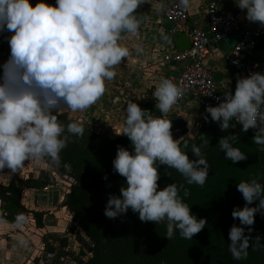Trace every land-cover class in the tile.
Returning <instances> with one entry per match:
<instances>
[{
  "label": "clouds",
  "instance_id": "9594fccd",
  "mask_svg": "<svg viewBox=\"0 0 264 264\" xmlns=\"http://www.w3.org/2000/svg\"><path fill=\"white\" fill-rule=\"evenodd\" d=\"M145 2L55 0L53 6L45 0H36L34 5L29 0H0V33H10L5 37L9 55L0 64V170L15 172L25 161L45 157L58 163L67 141L62 133L66 130L83 135L82 123L73 120L65 128L54 113L62 105L73 112L86 110L103 95L105 81L116 76L115 66L131 55L120 40L122 34L138 32L141 21L135 10ZM234 2L246 10L247 20L264 26V0ZM178 3L187 8L190 0ZM161 7L157 5L158 9ZM135 51L141 53L142 46L137 44ZM132 63H136L135 58ZM183 94L184 89L172 79L161 77L152 93L160 116L141 109L131 100L126 103L117 134L131 141L132 151L122 146L116 149L112 167L125 180L119 196L109 194L104 208L108 218H116L130 208L142 222L165 221L167 239L177 230L182 238L192 239L206 223L204 218L197 219L190 213L175 183L158 190V164L176 169L188 184L202 186L208 177L209 167L200 147L191 144L195 159H189L173 139L171 120L165 118ZM205 111L222 131L236 123L241 131L255 129L253 143L264 145V72L238 77L234 92L224 93L218 105H206ZM187 126H192L190 118ZM236 139L235 134H228L218 141L225 159L232 163L247 158L234 146ZM236 188L245 204L234 206L231 216L238 218L240 225L251 226L255 213L264 216V185L252 178L238 182ZM187 194L185 190L184 195ZM253 201L258 204L249 206ZM26 223L23 213L16 214L15 228ZM228 239L231 256L236 260L246 258L250 237L244 234V228L232 225ZM259 239L258 236L257 243ZM27 243L23 236L19 237V245Z\"/></svg>",
  "mask_w": 264,
  "mask_h": 264
},
{
  "label": "trees",
  "instance_id": "16d2710c",
  "mask_svg": "<svg viewBox=\"0 0 264 264\" xmlns=\"http://www.w3.org/2000/svg\"><path fill=\"white\" fill-rule=\"evenodd\" d=\"M259 55L258 59L264 60V47ZM154 105L144 103L139 107L160 116ZM56 118L65 128L70 121H79L66 113H60ZM79 122L84 128L83 135L77 136L65 130L62 135L67 136V141L59 153V162L47 157L41 160L50 169L40 170L39 177L29 180V185L42 187L56 184L57 178L63 175L72 178L61 205L71 214L68 232L80 228L92 245V254L83 264H264V216L255 213L251 226L240 225L239 219L231 216L234 206L243 207L245 204L236 188L238 182L256 178L264 185V145L253 143L255 129L241 131L230 127L222 131L218 122L207 118L193 138L185 136L178 142L189 159H195L191 144L200 147L209 167L208 177L202 186L188 184L174 168L157 165L158 190L175 183L183 202L189 205L190 213L206 221L204 228L192 239L182 238L178 230L171 239H167L164 237L165 221L142 222L138 213L130 208L116 218L104 215L108 195L119 196V188L125 180L113 170L111 162L118 146L131 153V141L111 128L98 132L88 122ZM228 134L237 136L234 146L245 153V160L232 163L225 159L218 141ZM185 141H188V147H185ZM105 176L106 179L103 178ZM185 190L187 196L184 195ZM21 193V188L13 184L0 187V198L14 212L23 207ZM256 204L258 201H253L249 206ZM34 215L40 222L41 213ZM234 224L243 227L244 234L250 237L247 257L240 260L234 259L228 250V231ZM258 236L259 244L256 241ZM45 240L46 250L55 252L51 264H64L60 258L67 255V237L47 234Z\"/></svg>",
  "mask_w": 264,
  "mask_h": 264
},
{
  "label": "crops",
  "instance_id": "0c3cea01",
  "mask_svg": "<svg viewBox=\"0 0 264 264\" xmlns=\"http://www.w3.org/2000/svg\"><path fill=\"white\" fill-rule=\"evenodd\" d=\"M176 1L178 0H147L138 6L135 10L141 21L138 32L135 35L122 34L120 40L121 44L129 48L131 55L115 66L116 76L111 81H105L103 95L83 111L73 112L67 106L62 105L54 113L55 116L66 113L73 119L88 122L98 131L104 130L109 125L111 126L109 128L118 130L121 129L119 126H122L124 119L123 109L129 100L137 103L138 106L144 103L150 105L156 103L152 93L160 78H166V74L177 73L182 68V64H167L162 61L164 53L177 50L172 36L168 35L170 23L163 14L168 4ZM209 1L190 0V5L186 9L192 25L207 28L206 14L199 9V6ZM35 2L36 0H29L32 5ZM45 3L54 6L55 0H45ZM158 4L162 5L159 9L157 8ZM223 9L237 12L244 26L251 24V21L245 17V10L238 8L234 0H223ZM8 35L10 33H0V64L9 55L10 50L5 38ZM236 39L237 35L232 34L223 42L212 45L204 61L205 67L211 70L218 80L231 77L226 55L232 49ZM137 44L143 48L141 53L135 51ZM133 58L136 59V63H132ZM189 103L198 105L199 113L196 118L189 114L186 107H183ZM177 116L183 117L186 121L190 118L193 124L200 117L199 104L192 100L179 108L172 106L165 118ZM90 118L94 122H90ZM196 131L193 130L192 133L195 135ZM42 169L50 168L41 160H27L15 172H10L7 168L0 170V187L9 184L20 187L22 190L20 203L23 206L17 212L11 211L7 207V203L0 198V264H51L55 252L46 250L45 236L57 234L67 237L68 243L70 238L68 225L71 222V214L65 206L61 205V202L68 192L70 184L62 185L57 178L56 184L42 187L29 185V180L37 179ZM18 213H23L27 218V223L19 229L13 226L14 218ZM34 213H41L40 222ZM63 227L65 228L63 229ZM21 236L28 241L26 246L18 244V239ZM47 253H54V256L48 258ZM60 259L63 260V257Z\"/></svg>",
  "mask_w": 264,
  "mask_h": 264
},
{
  "label": "built area",
  "instance_id": "2783aa9c",
  "mask_svg": "<svg viewBox=\"0 0 264 264\" xmlns=\"http://www.w3.org/2000/svg\"><path fill=\"white\" fill-rule=\"evenodd\" d=\"M199 9L206 14V29L192 25L187 9L180 7L178 1L168 4L163 13L170 23L168 35L182 32L191 43L184 51L173 50L162 55V61L167 64H182L177 73L166 74V78L172 79L184 89L183 96L173 106L179 108L192 100L199 104L200 117L188 128V133L193 129L198 130L205 117L211 118L205 106H216L223 100L224 93H233L238 77H246L252 72H264V60L258 59L264 47V26L252 21L249 26H244L237 12L223 9V0H210L200 5ZM232 34L237 35V39L226 55L231 77L218 80L205 67L204 61L212 45L223 42ZM233 128L241 129V126L236 123ZM53 256L54 253H47L48 258Z\"/></svg>",
  "mask_w": 264,
  "mask_h": 264
},
{
  "label": "water",
  "instance_id": "95a60500",
  "mask_svg": "<svg viewBox=\"0 0 264 264\" xmlns=\"http://www.w3.org/2000/svg\"><path fill=\"white\" fill-rule=\"evenodd\" d=\"M173 43L178 51H184L188 49L191 45L189 38L186 34L182 32H177L174 36H172ZM171 132L173 135V139H176L178 142L188 134L187 121L183 117H171ZM90 122H94L92 118L89 119ZM74 240L77 244L85 250V252L92 254V245L89 244L86 237L82 234L80 228H77L74 234ZM83 264V263H78Z\"/></svg>",
  "mask_w": 264,
  "mask_h": 264
},
{
  "label": "rangeland",
  "instance_id": "374dc122",
  "mask_svg": "<svg viewBox=\"0 0 264 264\" xmlns=\"http://www.w3.org/2000/svg\"><path fill=\"white\" fill-rule=\"evenodd\" d=\"M183 107H186L187 111L189 112L190 115L194 116L196 118V116L198 115L199 113V109H198V105L196 103H189V104H186L184 105ZM124 116V115H123ZM111 127L110 125L108 127H106L105 129ZM119 127H122V126H119ZM93 129L95 131H98L96 128H94L93 126ZM104 129V130H105ZM120 129L116 130L114 129V131H119ZM194 130V129H193ZM193 130L191 132H189L186 136L188 137H191L193 138L195 135L193 132ZM99 131H103V130H99ZM98 131V132H99ZM59 182L62 184V185H65L67 186L68 184H71L73 182L72 178L71 177H68L67 175H63L61 177H59ZM70 186V185H69ZM68 186V187H69ZM70 221V220H69ZM69 223V222H68ZM70 227V223L68 225ZM67 227V226H66ZM65 227H63L64 229ZM77 228H74V230L72 232H70L69 234V239H68V245H67V248H65V251H67V255L66 256H63V263L64 264H78V263H83L85 262L91 254L85 252L84 249H82L78 244L77 242L74 240V234H75V231H76ZM83 234V232H82ZM67 249V250H66Z\"/></svg>",
  "mask_w": 264,
  "mask_h": 264
},
{
  "label": "bare ground",
  "instance_id": "6f19581e",
  "mask_svg": "<svg viewBox=\"0 0 264 264\" xmlns=\"http://www.w3.org/2000/svg\"><path fill=\"white\" fill-rule=\"evenodd\" d=\"M187 128H189V127L187 126Z\"/></svg>",
  "mask_w": 264,
  "mask_h": 264
}]
</instances>
